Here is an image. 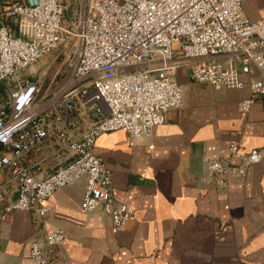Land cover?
<instances>
[{"label":"built area","instance_id":"obj_1","mask_svg":"<svg viewBox=\"0 0 264 264\" xmlns=\"http://www.w3.org/2000/svg\"><path fill=\"white\" fill-rule=\"evenodd\" d=\"M68 2L0 0V18L15 26L0 25V86L9 89L0 101V205L40 218L55 191L83 181L80 212L107 215L116 234L134 208L94 154L96 139L150 136L182 105L179 72L214 90L248 89L240 113L264 104V19L246 17L244 0H86L74 12ZM39 63L42 74L26 75ZM263 160L264 148L234 142L218 158L204 153L203 181L218 191L242 185ZM67 236L31 239L30 259L59 264L53 249Z\"/></svg>","mask_w":264,"mask_h":264},{"label":"crops","instance_id":"obj_2","mask_svg":"<svg viewBox=\"0 0 264 264\" xmlns=\"http://www.w3.org/2000/svg\"><path fill=\"white\" fill-rule=\"evenodd\" d=\"M68 3L74 12L85 0ZM243 13L264 19V0H244ZM0 25L15 32L9 19ZM175 80L182 105L150 136L132 144L118 130L95 141L94 154L112 172L119 198L133 205L135 220L113 234L107 215L81 213L83 181L55 191L40 218L5 213L0 205V264H34L29 241L55 230L68 235L53 249L59 264H264V160L248 169L244 184L219 191L204 183L202 164L204 153L218 158L234 142L264 148V104L240 113L237 103L250 97L248 89L214 90L185 72ZM6 180L0 172V182Z\"/></svg>","mask_w":264,"mask_h":264},{"label":"rangeland","instance_id":"obj_3","mask_svg":"<svg viewBox=\"0 0 264 264\" xmlns=\"http://www.w3.org/2000/svg\"><path fill=\"white\" fill-rule=\"evenodd\" d=\"M85 1H86V0H85ZM53 68H54V65L48 69V73H49V74L52 72ZM43 70H44V64H40V63H39V64H37V65L31 67V68L26 72V75L34 74V73H36L37 71H38V74H42ZM23 75H25V74H23ZM1 87H2L3 89H1L0 94H1L2 99H5V98H6V93L8 92L9 89H8V87L4 86L3 84H1Z\"/></svg>","mask_w":264,"mask_h":264}]
</instances>
